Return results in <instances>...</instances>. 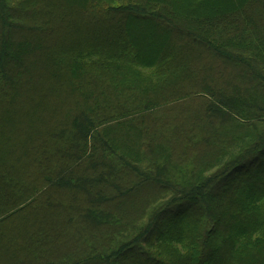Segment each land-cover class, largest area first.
<instances>
[{
	"label": "trees",
	"instance_id": "16d2710c",
	"mask_svg": "<svg viewBox=\"0 0 264 264\" xmlns=\"http://www.w3.org/2000/svg\"><path fill=\"white\" fill-rule=\"evenodd\" d=\"M58 2L0 0V264H264V0Z\"/></svg>",
	"mask_w": 264,
	"mask_h": 264
},
{
	"label": "rangeland",
	"instance_id": "374dc122",
	"mask_svg": "<svg viewBox=\"0 0 264 264\" xmlns=\"http://www.w3.org/2000/svg\"><path fill=\"white\" fill-rule=\"evenodd\" d=\"M55 1L57 3V8H60L61 7V9H59V10H62V7H64V4L62 2H61V4H59V2H58L59 0H55ZM178 1H180V0H178ZM181 1H189V0H181ZM70 6H72V5H70ZM70 8H72V7H70ZM70 11L67 12L70 15V16H67V17H69L70 19H72V18L75 19V20H72V25L75 26L77 24V22H78L76 20L79 19V18H81L82 16H81L80 13H77L74 10V7H73V10L71 12ZM55 17H57V16H55ZM69 18H68V20H70ZM61 24H63V23H61ZM69 30H71V32ZM74 30H75V28L72 27V29H71V27H70L69 29H61L58 32H59L60 35H63L65 33H68L67 34V37H68L69 34L72 37V33L74 32ZM68 38H70V37H68ZM47 66L45 67L46 72L48 74H50L49 71H51V68H49ZM43 78L44 77H42L41 75L34 76V78H32L30 80L31 86H30L29 89H33L34 87H37V85L39 83H41V81H42ZM43 82L45 83L44 84L45 86H46V84H48V80H46V79H44ZM57 88H58V86H56L55 84H53V87H51V89H57ZM38 89H40V87ZM20 93L21 92H19V94ZM37 93H39V92L37 91ZM36 97H37L36 93L23 95L17 101L16 105H14V106H8V107H6L4 109V112H5L4 118L5 117L10 118L11 116H16V117H14L15 118V123H18V128H17L16 132L14 131L15 132V134H14V142L11 143V145H13V146H16V147L18 146L17 143L20 142L19 139L22 138L21 137L22 134L25 133V135H29L31 133V128L33 127V124H32L33 123V119H32L33 118V115L30 116L29 113H30V109L33 108L34 102L36 101ZM0 127H3V124L0 123ZM0 133L6 135V137H10L9 136L10 134L8 132L3 131V129L0 130ZM20 148H21V146L19 147V150L17 151V153L15 152V149H17V148H14L13 150H11V152H10V154L8 156L9 161H13V159L15 160L17 158V155L20 152Z\"/></svg>",
	"mask_w": 264,
	"mask_h": 264
}]
</instances>
